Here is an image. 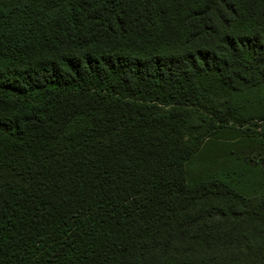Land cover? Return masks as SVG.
Wrapping results in <instances>:
<instances>
[{
  "label": "trees",
  "instance_id": "trees-1",
  "mask_svg": "<svg viewBox=\"0 0 264 264\" xmlns=\"http://www.w3.org/2000/svg\"><path fill=\"white\" fill-rule=\"evenodd\" d=\"M0 264H264V0H0Z\"/></svg>",
  "mask_w": 264,
  "mask_h": 264
},
{
  "label": "rangeland",
  "instance_id": "rangeland-1",
  "mask_svg": "<svg viewBox=\"0 0 264 264\" xmlns=\"http://www.w3.org/2000/svg\"><path fill=\"white\" fill-rule=\"evenodd\" d=\"M223 139V138H221ZM218 140L216 141H212L210 143L207 144V146H205L203 148V151L199 154L198 158L199 160H202V159H209L210 158H216L217 156V153H220L222 150H223V147L225 143V141H222L221 142H217ZM198 160V161H199ZM248 188V186H246Z\"/></svg>",
  "mask_w": 264,
  "mask_h": 264
}]
</instances>
